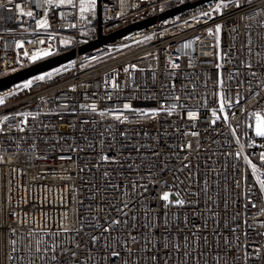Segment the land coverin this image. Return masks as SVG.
I'll use <instances>...</instances> for the list:
<instances>
[{
	"label": "built area",
	"instance_id": "1",
	"mask_svg": "<svg viewBox=\"0 0 264 264\" xmlns=\"http://www.w3.org/2000/svg\"><path fill=\"white\" fill-rule=\"evenodd\" d=\"M190 1L96 0L95 9L81 18L78 7L57 8V0L52 6L46 0H0V77L49 57L42 56L45 51L55 55L74 50L70 59L0 88V264H72L73 252L78 264H85L88 255L92 259L86 264H113L119 258L103 249L106 241L93 245L91 236L102 232L95 225L106 226L107 219L120 216L112 206L122 207L125 191L131 195L127 219L136 225L127 231L137 236V243L129 241V255L122 228L111 233L120 238L119 244L111 237L107 242L129 264H217V257L225 256L222 237L232 249L228 264H245L246 251L264 246V194L244 159L259 165L264 151V139L249 127L255 122L250 114L264 109V66H256L257 61L264 63V0L245 3L243 10L230 6L223 15L213 13L214 19L201 15L211 10L209 0L160 17ZM26 11L34 15H22ZM150 17L154 20L146 25L78 52L99 33ZM44 20L47 26H39ZM34 55L41 58L33 61ZM249 63L254 67L247 68ZM44 73H52L51 78L34 79ZM28 80L33 84L24 88ZM222 95L225 109L220 112ZM125 104L158 114L108 111L123 110ZM101 111L106 115L100 116ZM189 112L197 114L195 121ZM21 113L29 114L26 123ZM115 115L127 116L128 122H117ZM192 131L199 135H190ZM188 143L191 150L183 147ZM105 154L119 156L123 167L102 161ZM133 162L139 170L127 167ZM130 181L148 185V191L141 195L138 188L133 194L124 187ZM109 183L120 187L113 189ZM165 191L170 199L179 191L180 198L192 203L165 208L160 199ZM146 209L151 210L149 219L159 218L155 234L142 227L148 222ZM165 212L167 231L162 227ZM197 229L199 240L192 236ZM10 239L16 240L15 253ZM36 242L42 249L55 245L57 259L51 260V251L46 258L43 251L36 253ZM175 244L181 251H175Z\"/></svg>",
	"mask_w": 264,
	"mask_h": 264
},
{
	"label": "snow or ice",
	"instance_id": "2",
	"mask_svg": "<svg viewBox=\"0 0 264 264\" xmlns=\"http://www.w3.org/2000/svg\"><path fill=\"white\" fill-rule=\"evenodd\" d=\"M251 2H252V0H243V2H242V0H209L208 7L211 10L210 11H202L201 15L208 17L209 19H214L213 13L223 15V10L227 9L230 6L243 10L244 4L245 3L251 4ZM46 3L49 6H52L53 0H46ZM64 5H70L72 8L78 7L79 12L81 14V18H83V14L85 12L95 9L96 0H79V4L76 3V0H57V3L54 6L59 8V7L64 6ZM37 6H39V5H37ZM22 15H27L29 17H32L34 15V13L32 11H26V12L22 13ZM38 24L41 27H45V26H47L48 22H47V20H44L42 22L38 21ZM215 31L217 34L220 33L221 25L217 24L215 27ZM211 32H212V30L209 29L210 34H211ZM148 39H151V37H148ZM40 43H44V41H40ZM185 46L187 47V45H185ZM249 54H251V48H249ZM50 55H52V53L50 51H45L42 53V56H45V57L50 56ZM40 58H41V55L32 56L33 61L40 59ZM256 66H264V63H262V61H257ZM133 67H135V65H133ZM173 67L177 68V67H179V65L173 64ZM246 67L251 69L254 67V65L249 63L246 65ZM55 71L59 72V69H56ZM51 76H52V73H44L43 75L35 77L34 79L39 80V81H43L46 78L50 79ZM251 76L253 78H255L257 76V72H255V71L251 72ZM261 83H264V81H261ZM32 84H33V80H28L24 83L23 87L24 88H31ZM16 87L18 88L19 85H17ZM249 91L251 92V82H249ZM12 94L14 95L15 92H13ZM253 95H254V98H256L257 100L260 99V92L259 91H256ZM237 97H239V93H237ZM225 98L226 97H224L223 95L221 96L220 109H219L220 112H223L225 109V104H224ZM175 99L179 100L180 98L175 97ZM236 103L237 104L239 103V99L236 100ZM2 104H4V98L0 97V105H2ZM83 107H88V106L84 105ZM91 109L93 112H95L96 106L94 104L91 105ZM108 111H114V112L132 111V112H138V115H141V116H155L158 114V110H156V109H153L150 112H144L142 110L132 109L131 105H129V104H125L123 110L109 109ZM162 111H165L168 114H172L173 110L171 108H165V109H162ZM262 112H264V109L255 110L253 113L250 114V116L251 115L255 116V123H254V125H249V127L253 128L255 137H259L261 139H264V115L261 114ZM20 115H23L25 117V120L22 121V123H26L27 122V116L29 114L21 113ZM99 115L105 116L106 113L104 111H101L99 113ZM187 115H188L190 120L195 121L197 119V114L195 112H189ZM234 115L235 114L233 113V116ZM213 116L214 117L216 116V111H213ZM113 118L117 122L122 123V124L127 123L128 119H129L127 116H121V115H115ZM4 119L7 120L8 117H5ZM224 119H225V121H227L228 117L225 116ZM215 122H216L215 120L212 121L213 124ZM19 130L24 131V128H20ZM2 131H3V129H0V132H2ZM183 135H189V133H183ZM190 135L197 136V135H199V133L192 131L190 133ZM250 139H251V137H250ZM237 143H239V140H237ZM251 146L255 147V145H251ZM183 147L187 150L192 149L191 143H188V144L184 145ZM261 147H264V145H262ZM111 150H112V146L109 145V151H111ZM154 155H159V153H154ZM236 155H237V157H239L240 154L237 153ZM67 158L70 159L71 157H67ZM100 159L102 161L111 162L114 164H121V158L119 156L112 157V156L105 154V155H101ZM187 159H188L187 156H185L184 160H187ZM244 159H245V162L248 165H250V167H251L252 174L256 178V182L259 184L260 192L262 194H264V179H261V176H264V172H261V169L264 168V151H261L259 153V160H260L259 165L256 163H253L252 160L249 159V157H247V156H245ZM121 167H123L122 164H121ZM127 167L129 169L139 170L140 165L133 162L132 164H128ZM164 167H166V165ZM188 167H189L188 164L184 165V168H188ZM103 175L105 177H107V176H109V173L107 171H105L103 173ZM181 183H183V182H181ZM165 184H167V181H165ZM109 186L112 187L113 189H117L118 187H120L119 185L112 184V183H109ZM124 187H125V189L130 187L133 194L136 192V190L138 188L141 190V195H143L145 192L148 191V185H139L137 182H132V181H130L129 184L125 185ZM249 191H251V190H249ZM124 195L128 196V198L120 201V204L122 205V207L118 206V205L112 206L116 212L120 213V216L107 219L106 226H101L99 224L95 225V227H102V232L99 236L98 235H92L91 236V242L93 245H95L102 238L106 241V243L103 245V249L106 251H110V256L112 258H119L118 261L114 260L113 264H129V261L124 260L121 257V251L117 250V248L114 247L110 242H107V241H109V237H111V240H115L118 244L120 243L119 237L111 236L112 232L116 231L117 228H122L127 232V236L124 239V247L126 248V251L129 253V255H131V253H132V248L129 246V241L132 244L137 243V236L132 231H127L129 228H131L133 230L136 228V225L135 224H129V220L127 219V217L129 216V212L126 210L130 208L129 200L131 199V195L127 191H125ZM187 195H193V194L187 193ZM175 196H176L175 199H170V192L165 191L163 193V195L160 197V199L165 202V204H164L165 208H167L168 206H171L172 204H175L179 207H185L186 205H189L192 203L191 200H189V199L180 198L181 193L179 191L176 192ZM92 198L94 199V197H92ZM249 203H251V201H249ZM253 206H255V205L253 204ZM193 207H195V205H193ZM150 213H151L150 209L145 210L144 215H145V218L148 222L143 224L142 227L145 229L150 228L152 230L153 234H155V232L160 229L161 224L159 223L158 217H156L154 219H149ZM132 219L135 220L136 217L132 216ZM187 222H188L187 217H185L184 223L187 224ZM162 227L165 229V231H167V229L169 227L166 212H165V220H164ZM205 227H206V225H205ZM65 231H68V229H65ZM197 231H199V230L197 229L196 231H193L192 236L195 239L199 240L200 237L197 235ZM231 231L234 233L236 231V229L232 228ZM105 233H107L109 235L105 236L104 235ZM12 234H13V236L15 235V229H12ZM31 235L32 234L29 233V236H31ZM260 235H264V233H261ZM163 239H164V243L162 244V248L167 252V250L169 249V243L167 242V237H163ZM222 239H223V243L225 245V256L224 257L218 256L217 257V264H228V260L226 257L232 252V249L230 247H228V245L230 244V241L226 237H222ZM238 239H239V237H237V240ZM203 240L206 243L207 237L206 236L203 237ZM184 241L185 242L183 244V249H184L183 254L185 257H187V256H189V252L187 251V249L189 247L187 236L184 237ZM9 243L11 245V253H15V251H16V248H15L16 240L10 239ZM77 247H79V245H77ZM172 247L177 252L181 251V245L180 244H175ZM262 247H264V246L254 248L252 253H248L246 251L244 253L245 264H248V261H250V260L253 262V264H262V262H264V252L261 251ZM55 250H56L55 245H53V247L51 249H48L46 247L42 249L40 242H36L35 252L39 254L43 251L44 257L46 258L48 252L51 251L52 252V255H51L52 261H55L57 259L56 255H55ZM11 253L8 255V260H10V261L13 259V255ZM108 258H109L108 256L103 257V259H105V260ZM91 259H92L91 255H88L86 258V261L91 260ZM157 259H158L157 257H153V260H157ZM71 261H72V264H78L75 252L72 253ZM86 261H85V264H86Z\"/></svg>",
	"mask_w": 264,
	"mask_h": 264
},
{
	"label": "water",
	"instance_id": "3",
	"mask_svg": "<svg viewBox=\"0 0 264 264\" xmlns=\"http://www.w3.org/2000/svg\"><path fill=\"white\" fill-rule=\"evenodd\" d=\"M200 1H202V0H192L188 3L182 4L176 8H173L169 11L161 13L160 17H163L165 15H170V14H172L178 10L189 7V6L196 4ZM153 20H154V17H150L146 20H143V21H140L137 23L129 24L127 26L119 28V29H117L113 32H110L108 34H105V35L99 33L98 37L95 40L78 47V52H81V51H84L88 48H91V47L95 46L97 43H101V42H104L106 40L112 39L116 36H119L121 34H124L126 31H128L130 29L140 27L142 25H146V24L152 22ZM98 30H99V28H98ZM73 54H74V50L70 49L68 51H65V52H62L59 54H55V55L49 56L47 58H44L42 60L36 61V62L26 66V67L18 69L12 73L7 74V75H4V76L0 77V88L5 87L11 83L17 82L19 80H22V79H24L28 76H31L33 74H36L38 72L49 69L53 66H56V65H58L64 61L70 59L73 56Z\"/></svg>",
	"mask_w": 264,
	"mask_h": 264
},
{
	"label": "rangeland",
	"instance_id": "4",
	"mask_svg": "<svg viewBox=\"0 0 264 264\" xmlns=\"http://www.w3.org/2000/svg\"><path fill=\"white\" fill-rule=\"evenodd\" d=\"M262 115H264V112L261 113ZM255 122H253V125H254Z\"/></svg>",
	"mask_w": 264,
	"mask_h": 264
}]
</instances>
